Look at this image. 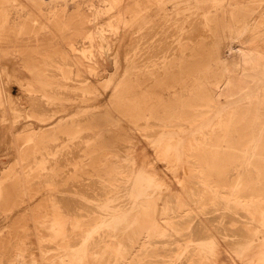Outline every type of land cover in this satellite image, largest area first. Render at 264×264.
<instances>
[{
  "label": "rangeland",
  "instance_id": "1",
  "mask_svg": "<svg viewBox=\"0 0 264 264\" xmlns=\"http://www.w3.org/2000/svg\"><path fill=\"white\" fill-rule=\"evenodd\" d=\"M94 1L0 0V264H264V63L215 86L259 1Z\"/></svg>",
  "mask_w": 264,
  "mask_h": 264
},
{
  "label": "bare ground",
  "instance_id": "2",
  "mask_svg": "<svg viewBox=\"0 0 264 264\" xmlns=\"http://www.w3.org/2000/svg\"><path fill=\"white\" fill-rule=\"evenodd\" d=\"M258 1H259L258 7L262 9L259 11V16L257 18H253V20H251L252 19L251 18L250 21H248L247 23L241 24L238 27V31L233 32L232 35L230 34L231 37L228 39V42L225 40L227 42V44L223 49L224 51L222 50L223 59H224L225 64H226L225 80L223 83L215 85L216 86V96L218 98H220V97H232L233 98V97H236L239 94H241L246 89V86L248 83L246 76L241 73V70L242 69L247 70V69L254 68V69H257V71H258V69H260L262 67V64L264 63V1H261V0H258ZM94 2H96V1H94ZM113 2H114V0H97V2L95 3L96 7L93 9V13L90 16L91 18H89V20L87 22L90 24V27L99 34V36H100V33L102 31H104L103 23L105 21H102L103 20L102 18L105 15V17H107V19H108L110 17V13H112L111 11L115 10V9H113L110 12L108 11L109 9H111V7H113L112 6ZM246 5H248V4H246ZM253 5H254V1H253ZM93 6H95L94 3L92 5V8H93ZM254 6H256V5H254ZM225 11L227 12V15H230V14H232V12H234L230 5L227 6ZM114 13L116 15V11ZM114 13H112L111 18L115 19L117 17H115L113 15ZM228 18H229V16H228ZM228 18H227V20H228ZM86 19H87V16H86ZM107 19H106V23H107ZM229 21H230V19H229ZM109 22H110V20H109ZM113 24H114V21H113ZM230 24H231V21H230ZM228 26H229V23H228ZM109 27L111 28V25ZM107 29H108V27H107ZM90 30H89V32H91ZM116 30L119 31L120 28L116 27ZM96 32H95V34H96ZM108 32H109V30H108ZM104 33H107L106 29H105V32H103L102 36H104ZM88 35H89L88 37H91L92 33H91V35H90V33H88ZM95 36H97V35H95ZM102 36H100L98 38L100 39ZM106 37L104 36L105 41L107 39ZM76 39H77V37H76ZM98 43H99V41H98ZM105 43L103 42V44H105ZM103 44H101V46H104ZM73 45L74 44H71V42H70L69 46L71 48H74ZM86 49H87V46H86ZM82 50L84 51V49H82ZM246 72H248V71H246ZM246 75H248V74H246ZM257 77H259L258 74L255 78H257ZM215 99H217V98L215 97ZM25 192H26V190H25Z\"/></svg>",
  "mask_w": 264,
  "mask_h": 264
}]
</instances>
